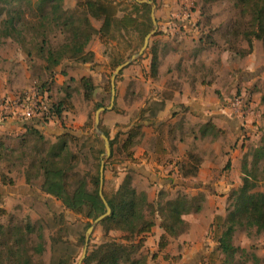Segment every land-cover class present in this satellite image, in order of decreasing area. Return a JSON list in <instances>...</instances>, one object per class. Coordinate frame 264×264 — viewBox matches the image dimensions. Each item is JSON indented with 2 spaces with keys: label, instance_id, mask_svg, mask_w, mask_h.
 <instances>
[{
  "label": "rangeland",
  "instance_id": "374dc122",
  "mask_svg": "<svg viewBox=\"0 0 264 264\" xmlns=\"http://www.w3.org/2000/svg\"><path fill=\"white\" fill-rule=\"evenodd\" d=\"M37 1L0 0V136L24 134V120L37 122L36 127L54 144L60 135L70 132L77 138L68 140L71 152L79 156L76 172L86 176L90 190V176L97 175L104 160V193L112 195L130 175L138 191L151 189L154 201L160 191L167 192L168 198L183 196L189 231L172 239L168 248L180 253L186 249L191 257L185 264L191 258V264H220L223 255L215 252L217 238L236 194L246 187L245 179L255 183L252 192L264 194V13L257 25L255 7L237 0H152L157 33L145 54L118 75L114 109L100 116L99 128L112 142L111 155L106 158L104 141L96 131V113L110 106L117 62L125 63L140 51L141 35L137 31L116 32L107 44L96 35L87 47L94 54L91 62L64 61L51 74L44 71V57L48 50L58 52L66 46L71 34L54 22L42 21L36 12ZM78 1L60 2L57 9L52 8L50 21L74 10ZM113 1L119 5L118 16L133 11V0ZM146 13L134 12L143 23L147 22ZM11 16L17 22L15 31L6 24ZM169 22L183 27L178 33L163 30V23ZM92 24L101 26L94 19ZM255 32L263 39H257ZM42 46L47 50L43 57L39 54ZM150 46L157 47L160 59L155 79L150 71ZM175 48L179 56L172 60L167 53ZM83 77L94 85L90 98L81 83ZM34 94L42 99V110L49 113L42 111L28 120L15 117L11 113L14 102ZM61 101L66 104L58 118L52 107ZM158 122L170 123L157 131L154 126ZM135 127L134 145L123 147ZM18 151V144H11L7 157L0 161V208L7 212L2 222L18 231V236L26 234L27 224L33 226L34 233L24 236L33 264H60L61 259L78 264L88 226L94 222L44 194L42 178L28 184L27 165L22 164ZM196 164H200L201 173L192 177ZM3 176L14 185H4ZM103 241L104 232L98 225L88 251ZM233 243L246 253L239 252L232 264H254V255L264 264V233L238 228ZM8 244L18 249L14 241ZM38 246H44L42 255L35 252ZM8 251V247L1 248L0 264L12 263ZM182 257H174L171 263L177 264Z\"/></svg>",
  "mask_w": 264,
  "mask_h": 264
},
{
  "label": "trees",
  "instance_id": "16d2710c",
  "mask_svg": "<svg viewBox=\"0 0 264 264\" xmlns=\"http://www.w3.org/2000/svg\"><path fill=\"white\" fill-rule=\"evenodd\" d=\"M62 1L64 0L37 1L36 12L42 21L54 22L55 25L66 29L71 34L68 44L58 52L48 50V55H45L47 50L44 46L39 48L40 56L45 55L44 71L51 74L64 61L91 62L94 54L88 52L87 47L96 35H100L102 41L107 44L110 39H113L116 32L137 31L144 43L145 37L153 30L152 6L149 4H139L133 0V11L118 16L121 11L119 5L113 0H79L74 10L50 21L52 8L57 9L59 7L57 5ZM237 1L243 6L253 5L255 7L257 16L253 19L259 25L261 14L264 13V0ZM141 10L147 11V22L145 23L140 22L139 17L134 14V12ZM93 19L101 23L99 28L92 24ZM16 23L15 17L12 16L6 22L12 31L17 30ZM255 36L257 39H263L256 32ZM248 38L250 39V36ZM149 54L151 55V77L155 79L159 75L160 65L157 47L150 46ZM121 64L123 62L119 60L117 67ZM81 83L85 87V94L90 98L94 89L92 80L83 77ZM43 87L45 88V86ZM262 101L264 103V98ZM65 104V101H61L53 105L54 116L61 118ZM136 128H133L129 133L123 147L134 145V139L137 137V132L134 133ZM138 128L141 129L140 126ZM210 128L213 127L210 126ZM104 133L109 138V134L105 130ZM69 139L77 140L70 132H67L60 135L57 143H51L35 124L29 125L26 126V132L20 136H0V161L7 157L5 152L10 148V145L17 143L20 148L18 152H20L19 157L22 164L27 165L26 182L29 184L34 179L42 178L41 190L44 194L60 201L64 208L74 214L82 215L94 222L106 213V207L99 194L100 169H98L97 175L90 176V184L92 185V190H90L86 176H81L79 172H76L79 156L71 152ZM262 143L261 157H264V132ZM110 146L112 147L111 141ZM131 159H133V154ZM259 160L260 157H257L256 161ZM199 165L196 164L193 167L195 171H192V177L198 175ZM186 177L187 175H184V178ZM1 180L4 185H14V181L5 176ZM244 183L246 187L243 186L236 194L233 209L223 220L225 228L217 238L218 248L215 252L223 255L220 264H232L239 252H242V255L246 253L244 249L236 247L233 243L238 228H256L258 233H264V194L252 192L256 185L250 183L247 178ZM104 197L112 210L111 215L99 224L104 232V241L92 251H88L83 264H140L141 259H137V256L145 248L148 236L157 225V219L160 221V228L164 231L158 244L160 251L168 248L170 238H178L189 231V225L184 219L187 203L183 196L168 198L167 192L160 191L157 199L151 202L148 194L144 191H138L133 186L132 176L127 175L112 195L104 193ZM2 202L3 195L0 193V203ZM5 216H7L6 210L0 208V252L3 246L8 247L9 258L12 261L10 264H33V255L27 250V243L24 242L25 235L29 237L34 233L33 226L27 224L26 234L21 233L18 236V231L16 232L11 227L7 228L2 222V218ZM91 226L92 224H89L88 229ZM113 232H119L121 236L113 237ZM10 241H14L15 245L18 246L17 250H14L13 246H9ZM34 249L38 255L44 253V246H38ZM215 252L212 253V256L215 255ZM252 259L254 264L261 263L256 255ZM246 263L247 261L242 262V264ZM60 264H67V262L61 259Z\"/></svg>",
  "mask_w": 264,
  "mask_h": 264
},
{
  "label": "water",
  "instance_id": "95a60500",
  "mask_svg": "<svg viewBox=\"0 0 264 264\" xmlns=\"http://www.w3.org/2000/svg\"><path fill=\"white\" fill-rule=\"evenodd\" d=\"M135 1L137 3H139V4H149V5L152 6L151 19H152V22H153L154 29L145 37L143 46L140 49V51L137 54L133 55L127 62L119 65L116 68V70H115V72H114V74L112 76V79H111V103H110V106L109 107H102L96 113V131H97L98 134H100L101 138L104 141L106 154H104L103 156H106V158H109L110 155H111V147H110L109 138L99 128L101 113L106 112V111H111V110L114 109L115 102H116V94H117V91H116V80H117L118 75L123 70H125L129 65H131L133 62H135L136 60H138L140 57H142L145 54L146 50L149 47L151 38L156 35L157 30H158L157 18L155 16L156 4L153 1H151V0H135ZM104 173H105V161L103 160L102 163H101V167H100V191H99V194H100V197H101V199H102V201H103V203H104V205L106 207V213L101 215L99 218H97L94 221V223L92 224V226L87 230L86 238H85L84 251H83L82 257H81L80 261L78 262V264H83L84 260L87 257L88 249H89V243H90L91 235H92L94 229L102 221H104L107 217H109L111 215V213H112L111 207L109 206L108 202L106 201V199L104 197V192H103V186H104V180H105Z\"/></svg>",
  "mask_w": 264,
  "mask_h": 264
},
{
  "label": "crops",
  "instance_id": "0c3cea01",
  "mask_svg": "<svg viewBox=\"0 0 264 264\" xmlns=\"http://www.w3.org/2000/svg\"><path fill=\"white\" fill-rule=\"evenodd\" d=\"M163 26H164L163 30H165V31L169 30L170 32H174V33H178L183 27L182 23H180V24H175L174 23L173 24V23H170V22L167 23V24L163 23ZM97 28H99V27H97ZM165 53H166V51L164 52V54ZM178 54H179V50H178V48H175L173 51H170L169 53H167V56H169L170 59L174 60V59L178 58V56H179ZM161 59H162V57H161ZM167 101L168 100H165V102H167ZM171 107H172V104L168 108L170 109ZM169 123L170 122H158L154 126V128H156L157 131H158L161 128H163L164 126H169ZM15 124H17V123H15ZM34 124L36 126L37 122H35V123L34 122H27V121L24 120V122L21 123V125L23 126V130L24 131H26V126L34 125ZM200 173H201V168L198 171V175ZM122 182H123V180L121 181V183ZM148 190H146L145 192L148 194L149 200L151 202H154V198H151V196H150L151 195L150 194L151 189H148ZM163 234H164V231L160 228V221H158L156 227H154L152 233L147 238L145 248L137 256V259H141V263L140 264H174V263H171V261L174 259V257L180 256V255H182L183 257H182V259H178L177 264H185L186 261H187V258L189 259V257H191L190 253H188L186 249L184 250V251H186L184 253L183 252L180 253V252H177L175 250H174V252H171V250L169 248L168 249L166 248L165 250L160 251L159 246L157 248L156 245L159 244V241H160L161 236ZM183 235H181V236H183ZM181 236H179L178 238H180ZM178 238H170V241L172 239H178ZM184 242H185V239L182 240V243H184ZM196 253H200V252H196ZM198 255L199 254H197L195 257H197ZM192 261L193 260L191 258L190 262H188V263L191 264Z\"/></svg>",
  "mask_w": 264,
  "mask_h": 264
},
{
  "label": "built area",
  "instance_id": "2783aa9c",
  "mask_svg": "<svg viewBox=\"0 0 264 264\" xmlns=\"http://www.w3.org/2000/svg\"><path fill=\"white\" fill-rule=\"evenodd\" d=\"M38 94H34L33 97L31 95V98H24L19 99L16 102H14V107L12 108L11 113L16 117H25V119H30L34 117L36 114L38 115L40 112H42V99L37 98ZM33 99V101L31 100ZM46 115L49 113V111L45 110L43 111ZM42 112V113H43Z\"/></svg>",
  "mask_w": 264,
  "mask_h": 264
}]
</instances>
